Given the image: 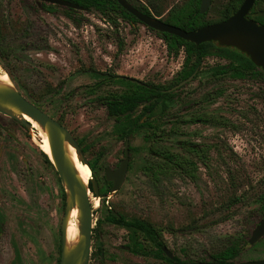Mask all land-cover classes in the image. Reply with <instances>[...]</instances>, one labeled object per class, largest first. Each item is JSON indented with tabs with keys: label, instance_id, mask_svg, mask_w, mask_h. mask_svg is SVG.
I'll return each mask as SVG.
<instances>
[{
	"label": "rangeland",
	"instance_id": "obj_1",
	"mask_svg": "<svg viewBox=\"0 0 264 264\" xmlns=\"http://www.w3.org/2000/svg\"><path fill=\"white\" fill-rule=\"evenodd\" d=\"M130 1L161 19L186 2ZM227 1L212 0L206 21L219 20ZM42 5L37 0H0V39L10 50L0 57V71L27 100L71 131L105 192V170L124 158V143L112 135L113 121L97 98L124 87L115 84L91 93L95 80L90 69L166 86L182 69L184 54L168 56L157 32L142 24L113 22L95 11L82 12L77 24L62 9L46 11ZM119 40L124 43L121 52ZM224 64L206 58L159 123L160 150L194 161L195 179L176 173L152 183L143 173L151 162L149 145L143 131L135 134L129 140L133 151L122 187L109 196V205L102 204L103 198L97 207L91 202L97 237L88 264H167L130 253V232L103 220L109 210L152 223L174 256L195 262L222 251L231 240L247 241L263 218L257 210L264 203V83L214 76L211 68ZM200 114L211 116L213 123L182 122ZM8 125L17 139L0 138V264H59L65 189L36 144L37 132ZM174 127L178 132L169 133ZM183 143L205 150L203 160L184 152ZM97 219L101 223L96 227ZM97 247L101 259L93 256ZM256 259H264V238L256 246L246 245L233 262Z\"/></svg>",
	"mask_w": 264,
	"mask_h": 264
},
{
	"label": "trees",
	"instance_id": "obj_2",
	"mask_svg": "<svg viewBox=\"0 0 264 264\" xmlns=\"http://www.w3.org/2000/svg\"><path fill=\"white\" fill-rule=\"evenodd\" d=\"M80 7L81 12L89 13L95 11L101 16L115 22L121 19L124 22L129 21L132 26L139 23L135 17L123 10L116 0H63ZM135 9L147 16H153L150 8L143 5H133L130 0H126ZM244 0H228L221 18L217 21H206V14H200V0H192L178 8H172L168 16L163 19L166 24L180 28L181 30L191 32L206 25L221 22L233 13H235ZM81 12L75 9H65L64 15L72 18L77 24L82 19ZM159 16V15H156ZM249 18L264 26V0H255V4L249 13ZM158 37L164 42L168 56L177 58L180 52L184 54L182 69L166 86L155 85L150 82H141L124 76H117L109 72H99L90 69L94 84L90 87L91 93L105 86L118 84L123 86L122 91L108 90L105 95L97 98L107 112L108 118L113 121L112 135L119 141L131 140L135 134L143 131V140L148 146V155L151 162L143 170L144 176L152 183L157 184L162 177L174 175L176 173L184 175L189 179H195L198 167L196 163L178 153L160 150L159 142L163 139L159 123L161 119L168 116L169 109L176 103V92L169 91L173 86L186 80L192 74L199 70L206 58L213 56L224 60L226 64L217 65L213 68L212 74L218 76H228L233 80H251L264 83V71L257 68L248 56L239 52L235 48L221 47L215 42L202 43L195 45L176 36L157 32ZM123 41H118V52L122 51ZM0 55L8 56V48L3 45L0 39ZM198 74V72H197ZM196 78V75L194 79ZM156 118L152 119V117ZM213 118L209 116L193 115L184 123H204L212 124ZM61 122V121H60ZM178 127L170 128L169 133L178 132ZM184 152L195 153L199 159H202V152L194 144H181ZM130 151H133L131 148ZM84 152V150H82ZM205 163V161H203ZM90 171L94 175V166L88 162ZM89 189L94 194V188L89 182ZM264 201V197L263 200ZM264 216V203L257 210ZM105 221L124 228L130 235L126 249L135 256L143 258H154L162 260L167 264H186L191 261H183L177 256L170 260L162 251L165 247L162 232L152 223L140 220H128L124 215L107 211L104 217ZM101 220L97 221L99 226ZM95 238L97 230L94 231ZM244 241L242 239L231 240L229 245L222 251L213 255L219 264H231V261L237 258L243 250ZM101 249L97 247L93 256L101 259Z\"/></svg>",
	"mask_w": 264,
	"mask_h": 264
},
{
	"label": "water",
	"instance_id": "obj_3",
	"mask_svg": "<svg viewBox=\"0 0 264 264\" xmlns=\"http://www.w3.org/2000/svg\"><path fill=\"white\" fill-rule=\"evenodd\" d=\"M39 1L63 9L71 8L81 10L77 5L63 0ZM116 2L123 10L135 17L139 23L155 32L167 33L195 45L215 42L221 47L235 48L239 52L248 56L257 68L264 71V26L247 17L255 0H244L238 10L227 19L206 25L191 32L166 24L158 18L144 15L126 0H116ZM210 5L211 0H201L199 8L200 14H205L209 10ZM193 76L194 75L181 82L173 89L191 82ZM0 114L14 118L29 127V123L20 117V115H26L47 132L53 161L52 164L60 178L66 194L65 210L60 226L61 254L59 264H88L91 248L93 209L88 198V186H84L82 181L77 177L72 164L66 156L64 143L68 142L75 149L78 159L88 166V162L83 157L80 146L63 125L29 102L14 88V86L12 88L0 86ZM128 151L129 144L126 142L124 146L125 158L121 161L119 168L115 171L109 169L106 171V180L113 183L110 192L111 194L115 193L124 181L128 165ZM91 181L95 193L98 196L97 185L93 176H91ZM74 208L78 209L79 240L75 246L67 248L65 244V232L69 214ZM263 236L264 218L259 221L255 229L252 231L249 240L250 245L256 243ZM163 252L170 259H173L172 254L167 248H163ZM197 264L216 263L214 260H211V263ZM240 264H264V260Z\"/></svg>",
	"mask_w": 264,
	"mask_h": 264
},
{
	"label": "flooded vegetation",
	"instance_id": "obj_4",
	"mask_svg": "<svg viewBox=\"0 0 264 264\" xmlns=\"http://www.w3.org/2000/svg\"><path fill=\"white\" fill-rule=\"evenodd\" d=\"M38 1V3H40V4H43L42 5V9H44V10H46V11H51L52 10V8L51 7H57V6H55V5H50V4H47V3H44V2H41V1H39V0H37ZM190 1H192V0H186V2L185 3H187V2H190ZM211 2H212V0H211ZM184 3V4H185ZM183 4V5H184ZM200 4H201V0H200ZM255 4V3H254ZM182 6V5H181ZM211 6V5H210ZM254 6V5H253ZM57 8H59V7H57ZM199 8H200V5H199ZM253 8V7H252ZM60 9H62V13H63V15H64V10L65 9H68V8H65V9H63V8H60ZM172 9V8H171ZM170 9V10H171ZM150 10V9H149ZM170 10H168L167 12H166V14H165V16L167 17L168 16V14H169V11ZM252 10V9H251ZM250 10V11H251ZM80 12H81V10H79ZM150 12L153 14V11H151L150 10ZM208 12V11H207ZM207 12L205 13V14H207ZM82 13V12H81ZM250 13V12H249ZM249 13H248V18H249ZM234 14V13H233ZM232 14V15H233ZM65 16V15H64ZM66 17V16H65ZM151 17H154V14H153V16H151ZM67 18H69V17H67ZM156 18V17H155ZM69 19H71L72 20V18H69ZM158 19H160L161 21H163L164 22V20L163 19H161V18H158ZM250 19V18H249ZM137 20V19H136ZM165 23V22H164ZM139 24H141V23H139ZM143 25V24H142ZM144 26V25H143ZM147 28V27H146ZM9 49H8V53H9ZM9 55V54H8ZM0 57H2V55H0ZM97 71V70H96ZM197 72H198V70H196V72L194 73V74H192V75H194L193 76V79H192V81L194 80V77H195V75L197 76ZM110 73V72H109ZM91 74V73H90ZM114 74V73H113ZM117 76H121V75H117ZM91 77H92V74H91ZM124 77H126V76H124ZM191 77V76H190ZM93 78V77H92ZM128 78H130V77H128ZM130 79H134V78H130ZM188 79V78H187ZM186 79V80H187ZM134 80H136V79H134ZM137 81H139V80H137ZM183 81H185V80H183ZM182 81V82H183ZM191 81V82H192ZM142 82V81H141ZM143 83H145V82H143ZM181 82H179L178 84H180ZM190 83V82H189ZM189 83H187V84H189ZM178 84H176L175 86H173L169 91H173V92H176L177 90H179L180 88H182L183 86H181V87H179V88H176V89H173V88H175ZM187 84H185V85H187ZM155 85H158V84H155ZM90 91H91V89H90ZM96 92V91H95ZM94 92V93H95ZM21 94V93H20ZM22 95V94H21ZM23 96V95H22ZM24 97V96H23ZM25 98V97H24ZM29 101V100H28ZM30 102V101H29ZM32 103V102H31ZM33 104V103H32ZM35 105V104H34ZM36 106V105H35ZM36 107H38V106H36ZM39 108V107H38ZM105 108V107H104ZM40 109V108H39ZM41 111H43L42 109H40ZM43 112H45V111H43ZM46 113V112H45ZM47 114V113H46ZM201 116H203V117H206L207 115H205V114H200ZM50 116V115H49ZM209 116V115H208ZM207 116V117H208ZM2 117H4V118H6L8 121H7V123L5 122V120L4 119H2ZM50 117H52V116H50ZM53 118V117H52ZM154 118H156V116H154V117H152V119H154ZM210 118H212L211 116H209V119ZM54 119V118H53ZM56 120V119H55ZM57 122H59L61 125H63L70 133H71V131L62 123V122H60V121H58V120H56ZM8 123H14L15 125H17L19 128H22V129H26V128H28L25 124H22L20 121H18V120H16V119H14V118H10V117H7V116H5V115H3V114H0V138H2L3 137V135L8 139V140H12L13 142H16V137H17V135H16V132H13V131H11L10 130V126L8 125ZM198 123H201V122H198ZM201 124H204V123H201ZM207 124V123H206ZM29 127H31L30 126V124H29ZM32 129V128H31ZM71 135L73 136V134L71 133ZM74 137V136H73ZM74 139H75V137H74ZM76 140V139H75ZM76 142L78 143V145L80 146V143L76 140ZM121 142H123L124 143V146H125V143L126 142H128V144H129V140H125V141H121ZM130 149H131V147L129 146V151H128V165H127V170H126V174H125V177H124V181H123V183L125 182V178H126V175H127V172H128V168H129V153L131 152L130 151ZM83 149H81V151H82ZM82 153H84V152H82ZM123 154H124V151H123ZM202 154V153H201ZM43 155L45 156V158H46V160H47V162L51 165V167L52 168H54V166H53V164H52V162L46 157V155L43 153ZM202 157V160H203V155L201 156ZM124 158H125V154H124ZM123 158V159H124ZM122 159V160H123ZM121 160V161H122ZM121 161L119 162V164H118V166L116 167V168H114V169H109V170H111V171H115V170H117L118 168H119V165H120V163H121ZM201 164L203 165V166H207L206 165V163H204L203 161H201ZM89 167V166H88ZM90 169V168H89ZM108 169H106L105 170V174H104V180H105V184L109 187V189L108 190H106L105 192H103L102 191V189L98 186V183H97V180H95L96 181V185H97V190H98V196L96 195V193L94 192V194L90 191V189H89V182L91 181V179L89 180V182H88V197H89V201L91 200L90 199V193L93 195V198H96V199H101V198H103L102 199V204H108L109 205V196L110 195H112L110 192H111V188H112V186H113V183L111 182V181H108V180H106V177H105V175H106V171L108 170ZM54 170H55V168H54ZM55 172H56V170H55ZM56 175L58 176V174H57V172H56ZM91 175L93 176V178L95 179V176L93 175V172L91 171ZM59 177V176H58ZM166 177H168V176H166ZM59 180H60V178H59ZM61 182V181H60ZM91 183H92V181H91ZM123 183H122V185H123ZM92 185H93V183H92ZM122 185H121V187H122ZM120 187V188H121ZM93 188H94V186H93ZM119 188V189H120ZM118 189V190H119ZM118 190L116 191V192H118ZM95 191V190H94ZM115 192V193H116ZM115 193H113V194H115ZM99 201V200H98ZM90 205L92 206V204H91V201H90ZM92 209H93V214H92V216H93V224H94V214H95V211L96 210H94V207L92 206ZM65 210V209H64ZM109 211H112V210H109ZM263 218H264V216H263ZM262 218V219H263ZM99 219H97V221H98ZM97 221H96V227L98 226L97 225ZM259 223V222H258ZM60 226H61V224H60ZM116 226V225H115ZM121 228V227H120ZM124 229V228H123ZM255 229V228H254ZM96 230V228H93V226H92V232H91V248H90V254H89V258H90V256L92 255L91 254V250H92V240H93V238H94V236H95V233H94V231ZM253 231V230H252ZM252 233V232H251ZM250 238H251V234H250V237L248 238V240L247 241H245L244 243H243V245H244V247H243V250H244V248H245V246L246 245H248L249 247H252V246H256L260 241H261V239L262 238H264V236L261 238V239H259L256 243H254L253 245H250V243H249V240H250ZM235 240V239H234ZM163 248H167L166 247V245H165V247H163ZM163 248H162V251H163ZM168 249V248H167ZM242 250V251H243ZM169 251V250H168ZM170 252V251H169ZM93 253V252H92ZM164 253V252H163ZM171 253V252H170ZM61 254V253H60ZM101 254V253H100ZM165 254V253H164ZM172 254V253H171ZM214 255V254H213ZM213 255H211V256H208L207 257V259L205 260V259H201L200 261H192V260H188V261H191L190 263H186V264H197V263H211V260H214V262L216 263V264H219L217 261H216V259L213 257ZM241 255V254H240ZM239 255V256H240ZM135 256V255H134ZM165 256H166V254H165ZM172 256H173V258H174V255L172 254ZM238 256V257H239ZM16 257H19V255L17 254V256ZM100 257H101V255H100ZM168 257V256H167ZM237 257V258H238ZM169 258V257H168ZM170 259V258H169ZM236 259V258H235ZM234 259V260H235ZM170 260H172V259H170ZM262 260H264V259H256V260H250V261H244V262H233V260L231 261V264H236V263H248V262H255V261H262ZM60 263V262H59ZM88 263H89V261H88ZM12 264H15V262H12Z\"/></svg>",
	"mask_w": 264,
	"mask_h": 264
},
{
	"label": "bare ground",
	"instance_id": "obj_5",
	"mask_svg": "<svg viewBox=\"0 0 264 264\" xmlns=\"http://www.w3.org/2000/svg\"><path fill=\"white\" fill-rule=\"evenodd\" d=\"M12 81L5 72L0 71V86L12 88L13 84ZM20 117L27 121L31 128L37 132L38 140L36 144L38 145L39 149L46 155V157L52 161V155L48 143V136L47 132L43 130L35 121L29 118L26 115H20ZM64 150L66 153L67 158L69 159L70 163L72 164L77 177L82 181L84 186H88V182L91 179V171L87 165L82 163L76 154L75 149L68 143H64ZM89 198V197H88ZM91 202L93 205L97 207L99 205V201L96 198H92ZM79 240V230H78V209L74 208L70 214L68 219V224L65 232V244L67 248H72L77 244Z\"/></svg>",
	"mask_w": 264,
	"mask_h": 264
}]
</instances>
